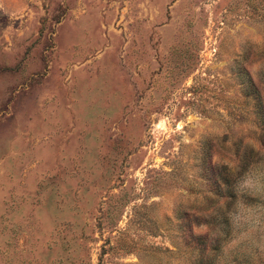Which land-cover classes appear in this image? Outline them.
Wrapping results in <instances>:
<instances>
[{
	"label": "rangeland",
	"instance_id": "obj_1",
	"mask_svg": "<svg viewBox=\"0 0 264 264\" xmlns=\"http://www.w3.org/2000/svg\"><path fill=\"white\" fill-rule=\"evenodd\" d=\"M259 154L264 0H0V264H197Z\"/></svg>",
	"mask_w": 264,
	"mask_h": 264
},
{
	"label": "clouds",
	"instance_id": "obj_2",
	"mask_svg": "<svg viewBox=\"0 0 264 264\" xmlns=\"http://www.w3.org/2000/svg\"><path fill=\"white\" fill-rule=\"evenodd\" d=\"M207 119L202 117L199 122H191L180 135L181 140L186 137L190 141L187 147L192 150L198 148V142L205 137L221 139L229 131V126L216 121L209 124ZM216 160L226 165L233 176L235 200L230 208L224 204L203 216L218 215L222 211L228 220L229 233L221 230L223 225L215 229L201 225L196 232L220 238L221 250L213 254L216 264H264V158L254 161L243 173H240L238 162L233 166L219 157ZM233 167L234 172L231 171ZM136 264H144L139 256ZM165 264H191V258L176 254Z\"/></svg>",
	"mask_w": 264,
	"mask_h": 264
},
{
	"label": "trees",
	"instance_id": "obj_3",
	"mask_svg": "<svg viewBox=\"0 0 264 264\" xmlns=\"http://www.w3.org/2000/svg\"><path fill=\"white\" fill-rule=\"evenodd\" d=\"M259 157L261 159L260 154H259ZM228 197L230 198L229 201H228V204H230L231 203L230 200L233 198V195H232L231 192L229 193ZM212 216H215V215H212ZM218 219H220L219 222L221 223V225H223L222 231H224L226 234H228L229 233L228 220H227V217L224 215V213L222 211L219 213V218ZM219 240H218V242H219ZM213 242H214V245L212 244L211 247L208 248L209 250L207 252L205 251V249H206L205 247H203V249H201V251H203V253L205 251L206 256H205V259H199L197 261V264H215L216 263V256L213 255V254L218 252L217 246L219 247V245L217 243V239L215 240V238H214V241L212 240L211 243H213Z\"/></svg>",
	"mask_w": 264,
	"mask_h": 264
}]
</instances>
